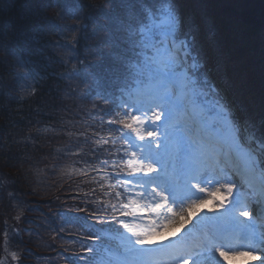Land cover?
<instances>
[{
    "label": "trees",
    "instance_id": "trees-1",
    "mask_svg": "<svg viewBox=\"0 0 264 264\" xmlns=\"http://www.w3.org/2000/svg\"><path fill=\"white\" fill-rule=\"evenodd\" d=\"M67 3L75 17L65 12L63 0L60 6L0 0V234L5 221L10 237L18 229L10 246L20 254L19 264H89L87 249L96 246L89 237L115 245L110 237L124 231L111 222L110 206L97 202L108 199L99 187L73 171L118 159V125L107 123L116 117L106 113L119 96L113 81L120 65L112 56L118 49L109 29L115 26L105 17L123 9L119 0ZM180 6L198 25L195 47L209 78L238 116L260 127L264 0H180ZM22 65L29 73L27 90L18 82ZM110 133L109 143H95Z\"/></svg>",
    "mask_w": 264,
    "mask_h": 264
},
{
    "label": "snow or ice",
    "instance_id": "snow-or-ice-1",
    "mask_svg": "<svg viewBox=\"0 0 264 264\" xmlns=\"http://www.w3.org/2000/svg\"><path fill=\"white\" fill-rule=\"evenodd\" d=\"M60 5L61 0H53L51 6ZM119 5L122 15L105 17L115 26L109 29L112 47L118 49L112 56L120 65L113 81L119 96L106 113L116 117L107 123L118 125V159L73 171L99 187L108 199L97 202L110 206L111 222L124 231L110 237L118 241L115 245L99 235L89 237L96 245L87 249L89 264H133V256L135 264L261 260L264 120L257 127L238 116L209 78L195 47L198 25L183 13L180 0H119ZM63 7L75 17L67 0ZM20 72L18 82L27 90L29 73L23 65ZM110 139L111 133L95 143ZM210 203L213 208L203 211ZM89 215L105 222L95 212ZM5 224L0 264H19L20 254L10 246L18 229L10 237Z\"/></svg>",
    "mask_w": 264,
    "mask_h": 264
},
{
    "label": "rangeland",
    "instance_id": "rangeland-1",
    "mask_svg": "<svg viewBox=\"0 0 264 264\" xmlns=\"http://www.w3.org/2000/svg\"><path fill=\"white\" fill-rule=\"evenodd\" d=\"M208 208H213V204L210 203V204L206 205L203 211H207ZM203 211H202L201 214H203ZM209 214H210V215H211V214H215V211H213L212 213H209ZM194 222H195V219H194L193 223H194ZM189 227H190V225H189ZM186 230H187V229H185V231H186ZM179 235H183V232H181ZM179 235H177L175 238H176V239H179ZM159 239H163V237H160ZM137 247H139V246H137ZM242 258H245V262H244V261L242 262V260H240L239 257H237L235 260L232 261V264H248L249 261L251 260L250 257H242ZM130 259H132V260H133V264H135V261H136V259H138V258L133 256V257H130ZM261 259L264 260V257H262ZM247 261H248V262H247Z\"/></svg>",
    "mask_w": 264,
    "mask_h": 264
},
{
    "label": "bare ground",
    "instance_id": "bare-ground-1",
    "mask_svg": "<svg viewBox=\"0 0 264 264\" xmlns=\"http://www.w3.org/2000/svg\"><path fill=\"white\" fill-rule=\"evenodd\" d=\"M239 259L242 260V262L243 261L245 262V258L239 257ZM261 260H263V259H261ZM261 260H258V261L250 260L248 264H261Z\"/></svg>",
    "mask_w": 264,
    "mask_h": 264
}]
</instances>
